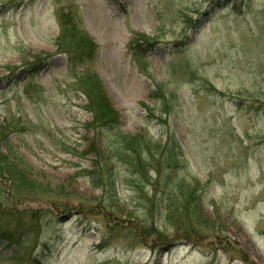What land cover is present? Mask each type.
Masks as SVG:
<instances>
[{
    "label": "rangeland",
    "instance_id": "1",
    "mask_svg": "<svg viewBox=\"0 0 264 264\" xmlns=\"http://www.w3.org/2000/svg\"><path fill=\"white\" fill-rule=\"evenodd\" d=\"M72 7L98 45L92 61L73 68L56 45L61 10ZM86 69L123 132L175 139L184 151L160 178L151 169L150 183L126 160H109L118 209H135L138 221L139 205L153 209L155 185L162 207L177 201L181 178L189 188L190 177L199 182L194 219L183 209L168 219L164 207L155 218L153 230L173 236L169 243L114 228L107 220L120 216L100 215L102 191L79 172L96 159L97 132L77 82ZM0 121L16 125L9 138L34 168L29 177L69 181L68 192L98 213L51 210L29 231V210L46 200L7 198L0 176L1 208L19 216L0 215V232L17 221L25 227L19 245L0 240V264H264V0H0ZM188 217L194 242L177 232Z\"/></svg>",
    "mask_w": 264,
    "mask_h": 264
},
{
    "label": "trees",
    "instance_id": "2",
    "mask_svg": "<svg viewBox=\"0 0 264 264\" xmlns=\"http://www.w3.org/2000/svg\"><path fill=\"white\" fill-rule=\"evenodd\" d=\"M61 12L60 23L62 28L56 42L58 51L65 53L68 58L69 67L72 68L75 64L92 61L98 45L85 28L78 8L72 7V9L67 12L62 9ZM77 82L82 93L86 96L87 102L85 107L92 113L93 119L89 124L92 128H95L97 132L94 151L96 159L93 161L94 164H92V168H84L79 172L81 175L88 176L90 184L102 191L101 195L96 198L100 207V215L105 216L107 219H109L110 215L120 216L118 221H107L113 222L114 228L121 227L131 231L139 241L147 242V238H150L151 243L155 245H157L155 242L159 244L171 242L172 240L170 238L173 236H170V238L168 236L163 237L160 233L157 234L153 230V226L156 222L155 218L158 217L161 208L164 207L165 213L169 212L167 215L168 219L177 216V210L182 212L181 209L185 210L186 214L194 219L193 212L202 202L200 195L196 194L197 189H199L198 180L194 177H190L192 187L189 188L185 185V179L181 178L178 186L175 187L177 189H172L173 191L176 190L178 195L175 197L173 195L175 194L174 192L170 194L171 196L173 195V198H177V201L170 204L166 202L168 204L162 205V207L159 202L161 198L158 197L161 191L159 189L156 190L159 186L157 187L155 185V192L152 197L153 200L151 201L152 204L150 203L153 209L150 210V205L145 203L139 205L141 211L137 214L138 221H134L130 217L135 209L123 211L122 209H118L115 204L114 200L117 199V185L119 181L116 180L117 172L111 165H108L107 162L114 157L122 162L126 160L125 163L134 167L131 170L133 173H136L135 171L140 172L141 175L139 176H141L145 182L150 183L151 176L149 172L151 169L160 178L162 172L164 173L168 166L174 168L180 166L178 161L180 156H182V158L184 156L181 145L175 139L171 140L172 144L171 142L166 144L154 141L150 137H147L146 134L133 136L123 132L120 127V115L107 96L96 72L86 69L78 76ZM3 123L0 121V176L6 177L8 185L6 183L5 188L9 193L7 194L5 190L3 192L6 194L7 198L11 197V195L13 197L14 195L16 199L22 198L23 200L30 198L32 194L38 193L40 199H45L48 204L47 206L29 210L28 224L31 226L29 231H37L40 221L46 213L51 212V210L59 212L77 210L79 213L86 212L98 214L92 212L93 207L90 206L89 199L80 196L78 193L70 194L68 192L69 186L71 187L69 181L50 183L40 181L37 176L29 177V174H34V168H32L28 162L23 161L21 155L13 148L9 138L10 130H16V125L5 121ZM110 136H112V138ZM99 137L104 138L102 143L99 141ZM97 141L99 148H97ZM86 150L83 154H86L88 151H93L89 149ZM158 154H160L161 157H159V159L157 157L154 158ZM158 182L160 183V181ZM171 182H173V180H171ZM15 193L19 194L21 198ZM111 209L113 212L110 211ZM154 209L155 213H152L151 211ZM118 211L121 212L120 215ZM13 212L12 209L5 210L1 208L0 205V215H7L9 219L15 218L19 220V216H16L17 212ZM8 217H6V219H8ZM177 217L180 218V216ZM189 219V217L188 220L183 219V222L180 223L182 226H177V228H179L177 232L181 231L184 238L193 240L190 239V235H197L192 229L195 227L191 221L189 222ZM176 222L177 221H175L174 224H176ZM23 228H25L24 224L17 221L15 229H12V231L3 230L0 232V240L8 241L12 245L17 246L22 239V234H24L22 231ZM151 235H153V237H149ZM12 252H14V250H12ZM35 261L37 264L39 263V260L35 259Z\"/></svg>",
    "mask_w": 264,
    "mask_h": 264
}]
</instances>
